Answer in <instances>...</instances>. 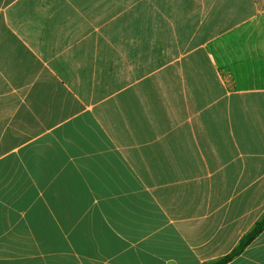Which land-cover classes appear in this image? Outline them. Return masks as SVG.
<instances>
[{"label": "crops", "instance_id": "crops-1", "mask_svg": "<svg viewBox=\"0 0 264 264\" xmlns=\"http://www.w3.org/2000/svg\"><path fill=\"white\" fill-rule=\"evenodd\" d=\"M263 213L264 0H0V264H205Z\"/></svg>", "mask_w": 264, "mask_h": 264}, {"label": "trees", "instance_id": "trees-1", "mask_svg": "<svg viewBox=\"0 0 264 264\" xmlns=\"http://www.w3.org/2000/svg\"><path fill=\"white\" fill-rule=\"evenodd\" d=\"M264 230V213L259 220L253 225L249 232H247L239 241L238 245L226 256L205 264H226L236 256L240 255L246 247H248L253 240L258 237Z\"/></svg>", "mask_w": 264, "mask_h": 264}, {"label": "rangeland", "instance_id": "rangeland-1", "mask_svg": "<svg viewBox=\"0 0 264 264\" xmlns=\"http://www.w3.org/2000/svg\"><path fill=\"white\" fill-rule=\"evenodd\" d=\"M63 255V254H62ZM58 259H60V257H58Z\"/></svg>", "mask_w": 264, "mask_h": 264}]
</instances>
